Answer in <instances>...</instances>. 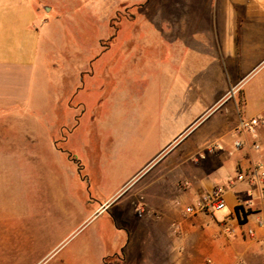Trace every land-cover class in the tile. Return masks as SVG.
Instances as JSON below:
<instances>
[{"label": "crops", "instance_id": "crops-1", "mask_svg": "<svg viewBox=\"0 0 264 264\" xmlns=\"http://www.w3.org/2000/svg\"><path fill=\"white\" fill-rule=\"evenodd\" d=\"M97 5L0 0V264H264L251 175L264 167V0L123 3L147 13L102 30ZM208 116L180 156L111 205L152 160L123 173L140 148L161 138L165 149ZM253 117L235 149L238 122ZM215 186L219 220L184 212Z\"/></svg>", "mask_w": 264, "mask_h": 264}, {"label": "rangeland", "instance_id": "rangeland-1", "mask_svg": "<svg viewBox=\"0 0 264 264\" xmlns=\"http://www.w3.org/2000/svg\"><path fill=\"white\" fill-rule=\"evenodd\" d=\"M97 1V18H98V29L102 30L104 26V22L106 19L113 17L117 14H133L136 13L138 15L146 14L147 11L143 8H139L138 10L133 7L129 9L127 7H122L121 4L123 3H140L145 0H96ZM137 10V11H136ZM96 11V9H95ZM116 11H119L116 13ZM140 12V13H139ZM51 59H54L52 56ZM54 65V62L52 61ZM72 106L76 107L75 99H72ZM210 116V115H209ZM208 117L202 119L201 121L195 122L192 126H190L186 131L181 134L173 143L168 145L165 149V144H161V138H157L152 143L147 144L145 147L140 148L137 151V154L130 160L127 164L123 167V173H127L128 171L135 168L139 163L142 162L141 165L151 160L132 180L133 183L127 187L112 203L121 202L128 196H130L134 191L141 188L145 183L149 182L156 174L161 170L166 164L170 162V160L177 158L181 155L184 148L193 142L202 134L206 124L209 122ZM59 122L56 127L60 126L63 122L67 121L66 118L61 117L56 120ZM69 121V120H68ZM73 120L70 124L73 127ZM64 135V134H63ZM62 135V136H63ZM66 136V135H64ZM63 143V142H62ZM61 143L60 148L64 149V145ZM68 147V146H67ZM68 149V148H67ZM140 168V167H139ZM138 168V169H139ZM18 186V185H17ZM110 205V206H111ZM185 206L181 207L184 209ZM223 211H216L212 215H208V218H214L219 220L222 215ZM185 218L189 219L190 216H186ZM25 222V220H24ZM202 264H207L205 261L207 256L205 254L202 255Z\"/></svg>", "mask_w": 264, "mask_h": 264}, {"label": "built area", "instance_id": "built-area-1", "mask_svg": "<svg viewBox=\"0 0 264 264\" xmlns=\"http://www.w3.org/2000/svg\"><path fill=\"white\" fill-rule=\"evenodd\" d=\"M260 124V119L258 118H247L240 119L238 122L234 134L236 135V139L233 141V147L235 149H240L244 146V142L239 138L241 134L249 133L254 136L256 127ZM253 148L255 150L259 149V145L257 143H253ZM251 175L256 176L258 182L261 184V189L264 195V167L256 166L253 169ZM246 175L240 173L237 175V180H243ZM225 188L223 186H215L209 192L202 194L199 196L193 204L187 206L184 209V212L188 215H196V214H206L212 215L216 211L223 210L225 208V200H224ZM226 232L228 234H234V229H227ZM247 236H253L254 231L252 229L246 230Z\"/></svg>", "mask_w": 264, "mask_h": 264}, {"label": "trees", "instance_id": "trees-1", "mask_svg": "<svg viewBox=\"0 0 264 264\" xmlns=\"http://www.w3.org/2000/svg\"><path fill=\"white\" fill-rule=\"evenodd\" d=\"M73 160H75V159H73ZM76 162H77V160H75Z\"/></svg>", "mask_w": 264, "mask_h": 264}]
</instances>
